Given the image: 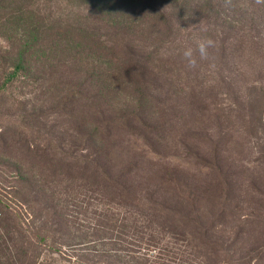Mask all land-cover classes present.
Listing matches in <instances>:
<instances>
[{
    "label": "rangeland",
    "instance_id": "374dc122",
    "mask_svg": "<svg viewBox=\"0 0 264 264\" xmlns=\"http://www.w3.org/2000/svg\"><path fill=\"white\" fill-rule=\"evenodd\" d=\"M168 2L0 0V264H264V4Z\"/></svg>",
    "mask_w": 264,
    "mask_h": 264
},
{
    "label": "trees",
    "instance_id": "16d2710c",
    "mask_svg": "<svg viewBox=\"0 0 264 264\" xmlns=\"http://www.w3.org/2000/svg\"><path fill=\"white\" fill-rule=\"evenodd\" d=\"M145 1L150 2L151 0H145ZM158 1H159V5H161V6L157 9V11H153L152 12L151 9H147V8L150 7V4H146V9H144L143 11L145 13H147V14H149V11H151L154 14L153 15L154 16V20L157 23L158 27L164 29V31L165 30L167 31L169 27L166 24V18H165V16H167V14L168 15L169 14L172 15L174 11H173L172 7L166 6V3L170 4L168 2V0H158ZM259 5H262V4H259ZM146 10H149V11H146ZM133 23L136 25V22H133ZM109 24H110L111 27H113L115 29L117 28L112 22L109 23ZM131 26H134L132 24V22H131ZM113 32H114L115 39L121 38L123 36L120 33L117 34L116 31H113ZM128 58L129 59L127 61L129 62V64L130 63L131 64H137V62H142L137 56L134 57V56H129L128 55ZM14 72H15V70L12 73H10V74L12 75V74H14ZM112 239L117 240V236L116 237H113ZM148 240L149 241L144 242V245L143 246L138 245V248H139V251L138 252L139 253H136V251H134L133 249L130 250L132 253H134V255L132 254L134 257H136L137 255H139L138 256V259H141V260H136V263L137 264H145V262H148V261L153 262L154 259L157 258V256L154 254L156 251H153L152 252L153 254L151 253V255H147L144 252H142V249H144V248H146V249H148L149 247H154L155 248V244L151 243V241H150L151 238L148 239Z\"/></svg>",
    "mask_w": 264,
    "mask_h": 264
},
{
    "label": "clouds",
    "instance_id": "9594fccd",
    "mask_svg": "<svg viewBox=\"0 0 264 264\" xmlns=\"http://www.w3.org/2000/svg\"><path fill=\"white\" fill-rule=\"evenodd\" d=\"M257 4H264V0H256ZM214 46V41L211 38H202L197 42V49L199 56L201 59H207L208 58V49ZM194 50L192 48H187L183 56L187 60V64L189 67H195L196 66V59L194 57Z\"/></svg>",
    "mask_w": 264,
    "mask_h": 264
}]
</instances>
